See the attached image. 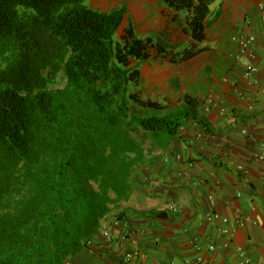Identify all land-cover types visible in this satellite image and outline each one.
<instances>
[{
	"label": "trees",
	"instance_id": "obj_1",
	"mask_svg": "<svg viewBox=\"0 0 264 264\" xmlns=\"http://www.w3.org/2000/svg\"><path fill=\"white\" fill-rule=\"evenodd\" d=\"M87 1L0 0V264L69 262L129 197L147 136L184 123L138 90L160 40ZM159 1L204 40L215 0Z\"/></svg>",
	"mask_w": 264,
	"mask_h": 264
},
{
	"label": "crops",
	"instance_id": "obj_2",
	"mask_svg": "<svg viewBox=\"0 0 264 264\" xmlns=\"http://www.w3.org/2000/svg\"><path fill=\"white\" fill-rule=\"evenodd\" d=\"M92 6L128 8L138 37L160 40L161 53L143 61L138 90L158 104L156 117L184 123L143 143L133 190L110 205L104 223L113 250L84 247L70 264H110L127 251L139 253L129 264H264V160L256 159L264 148V0H215L202 41L191 38L183 13L159 0ZM245 37L255 38L252 79L237 42ZM145 80L155 94L150 83L141 88ZM209 213L219 219L208 221Z\"/></svg>",
	"mask_w": 264,
	"mask_h": 264
},
{
	"label": "built area",
	"instance_id": "obj_3",
	"mask_svg": "<svg viewBox=\"0 0 264 264\" xmlns=\"http://www.w3.org/2000/svg\"><path fill=\"white\" fill-rule=\"evenodd\" d=\"M238 45H239V50L240 54L246 58V73H245V78L247 79H252L258 72V68L255 64V50H254V43H255V38L254 37H249V38H239L237 39ZM180 159V157H179ZM256 159L258 161H263L264 160V148L261 154L257 155ZM107 219V216L102 220L101 222V227L99 230V233L96 237L89 239L85 241L84 247L88 249L90 252H103L106 253V248L109 252H111L114 248V245H116V241L114 239V235L112 233V230L104 225L105 221ZM206 219L208 221H213L215 219H219V216L216 215L215 213H209L206 216ZM121 222L119 220L113 221V226L120 227ZM127 235H123L121 239L127 240ZM101 240L103 243H99L98 240ZM214 250V247L211 248ZM139 256V253L137 251H127L122 253L118 257V262H113L110 264H129L131 263L134 259H137ZM106 258V257H105ZM66 264H70V262H67ZM191 264H202L200 261L193 262Z\"/></svg>",
	"mask_w": 264,
	"mask_h": 264
},
{
	"label": "rangeland",
	"instance_id": "obj_4",
	"mask_svg": "<svg viewBox=\"0 0 264 264\" xmlns=\"http://www.w3.org/2000/svg\"><path fill=\"white\" fill-rule=\"evenodd\" d=\"M137 1L138 0H127V3L128 4H130V6H134V5H136L137 4ZM140 1V0H139ZM92 2H93V0H88L87 2H86V6L88 7V8H90V9H94V8H92L93 6H92ZM96 10V9H95ZM127 10V15H126V21H127V23H131L130 21L133 19L131 16H130V11H129V9L127 8L126 9ZM137 68H139L140 69V71L141 72H143L144 71V64H143V62H139L138 64H137ZM152 68H153V73L155 74V65H152ZM152 79V78H151ZM155 82V81H154ZM148 83H150V85L151 86H154L153 87V94H155V83H153V84H151V81L150 80H145L143 83H142V89L144 90V89H146V85L148 84ZM64 85H65V81H64V77H63V75H60L59 76V78H58V80H57V82L54 84V86H53V88H58V89H61V88H63L64 87ZM144 85V86H143ZM133 88V87H132ZM143 138V137H142ZM93 188L95 189V190H97V186L95 185V184H93Z\"/></svg>",
	"mask_w": 264,
	"mask_h": 264
}]
</instances>
